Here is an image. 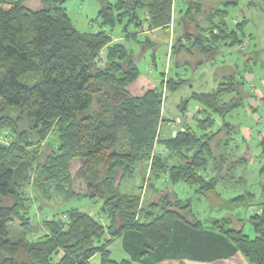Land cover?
Instances as JSON below:
<instances>
[{
    "label": "trees",
    "instance_id": "trees-1",
    "mask_svg": "<svg viewBox=\"0 0 264 264\" xmlns=\"http://www.w3.org/2000/svg\"><path fill=\"white\" fill-rule=\"evenodd\" d=\"M64 2L0 0V134L5 139L0 141V264H91L97 254L100 264H134L128 258L114 259L111 241L135 230L149 253L173 241L177 220L225 235L248 264H264V200L249 218L251 236L232 227L230 218L205 224L194 214L191 200L170 186L186 183L198 193L216 191L250 158L249 145L245 153L236 152L239 142L233 136L241 132V124L228 120L245 110L252 96L247 70L218 67L216 88L193 90L177 103L185 124L161 135L164 88L174 93L192 84L180 74L163 73L159 85L133 94L130 85L141 76L139 52L114 40L113 33L121 26L126 37L137 39L145 20L148 29L169 30L176 0H99L102 27L88 32L75 26ZM218 4L186 0L175 19L172 55L185 53L187 63L193 54L210 61L221 44H241L245 21L230 27L229 10ZM137 42L146 49L155 47L149 38ZM191 100L199 104L192 114ZM222 132L224 140L213 145ZM231 142L236 146L229 160ZM259 145L264 157V135ZM75 161L86 182L84 192L75 189ZM139 172V187L125 191L124 183ZM145 183L152 195L144 198ZM31 187L48 201L53 193L62 196L60 211L43 220L44 231L36 237H28L37 216ZM77 197L100 202L101 212L63 209ZM255 200L252 191L231 199L247 207ZM11 223L24 231L16 241L9 234ZM21 245L29 262L17 259Z\"/></svg>",
    "mask_w": 264,
    "mask_h": 264
},
{
    "label": "rangeland",
    "instance_id": "rangeland-1",
    "mask_svg": "<svg viewBox=\"0 0 264 264\" xmlns=\"http://www.w3.org/2000/svg\"><path fill=\"white\" fill-rule=\"evenodd\" d=\"M64 5L66 6L75 26L83 31H97L102 26V19L99 17L100 3L99 0H65ZM178 16V15H177ZM121 26L116 28L117 32L113 33L114 38H120L126 42L129 46L135 49V52H139L140 58L138 59V66L141 71L139 79L133 82L130 85L131 91L142 93L145 89H149L156 85H159L163 79L162 74L165 73V76L180 74L181 76L187 78L192 85H186L177 92H171L164 88L165 91V100L163 107V114L166 118L165 122L162 124L161 135H168L172 130H177L185 124L184 118L178 113L176 109L177 103H179L183 98L190 95L193 90L196 91H211L217 86L218 79L216 77V71L218 67L226 66L232 60L231 56L225 52L218 53L215 55L213 60L210 62L205 61V57L190 56L186 54L187 57L190 56V63H187V58L183 56L185 53H179L172 55L170 48L172 42L169 43H159L158 45L153 43L155 47L145 48L144 45L140 46V43L137 40H145L146 38L142 35H138V38H128L125 36V33L120 32ZM142 26L140 29H144ZM139 29V30H140ZM131 32L134 31V27L130 28ZM250 30V28H249ZM170 33H167L166 37H170ZM174 35V34H173ZM172 35V41L174 42ZM163 33L159 32L156 34L157 40H163ZM150 46V45H149ZM236 47V46H235ZM238 50L232 51V55H239ZM104 58V53L101 54ZM192 57V58H191ZM197 60L205 61L203 65L195 64ZM209 63H213L215 69L208 67ZM202 66V67H201ZM206 66V67H205ZM196 67V68H195ZM198 67V68H197ZM264 72V70H261ZM256 82V80H254ZM254 82V85H255ZM261 86V82H258ZM254 85L249 84L247 88L254 89ZM256 93V90H252ZM229 99V96L226 98ZM259 101H252L254 104ZM198 103L194 100H191L189 105V112L195 113L198 108ZM96 105H94V109ZM93 109V108H92ZM261 117L260 118H250L246 115L243 109L235 112L233 116H229L228 120L233 123L241 124V132L236 133L233 137L234 141H238L237 153L243 154L247 151L248 145L250 146V158L242 165H239L235 170L233 176L230 177L227 183H220L217 190L208 193H198L195 186H190L186 183H179L176 185H170L175 192L184 199H190L192 203V210L194 214L205 222V224H210L211 221L221 218H230L232 220V227L243 228L244 231L254 236V230L250 223V216L256 211L259 207L258 203L264 200L263 190H264V157L261 155V147L259 142L262 135H264V103L261 107ZM250 110V108H249ZM90 112V111H89ZM178 118L180 120L178 121ZM255 119L257 121H255ZM192 123V119H190ZM187 123V121H186ZM243 130L246 134L243 137ZM262 134V135H261ZM223 132L219 134L214 140L213 145H215L219 140H224ZM245 138V139H244ZM7 139V138H6ZM4 137L0 134V141H4ZM236 146L235 143L231 142L227 152L229 153V160L233 158L234 149ZM220 151H216L219 154ZM236 154V153H235ZM247 157V156H246ZM246 159V158H245ZM227 165L222 166L220 174H224ZM79 162L75 161L72 165V174L75 178V189L79 192H84L86 190V182L84 179L79 177ZM214 174V173H211ZM238 179V181H237ZM133 187H139L140 185V172L133 177L132 179ZM237 183H235L236 181ZM147 189H144V198L150 197L152 192L148 190V185L145 183ZM166 190H169V186H165ZM252 191L256 193V200L249 207L245 205H237L232 203L231 199L239 194ZM29 192L32 195L34 200L33 210H37V216L35 223L33 224V230L28 234V237H36L37 234H41L44 231L43 220L47 217L53 216L57 211H60L58 208V203L62 201V196L58 193H53L52 200L48 201L46 197H43L41 193L36 192L32 187L29 188ZM4 203H11L12 200L8 198H3ZM39 202V203H38ZM58 202V203H57ZM44 204L45 208L39 209L38 204ZM101 203L90 198H73L68 201L67 206L63 209L70 207H77L80 210L89 212L93 215H97L101 212ZM105 221V220H103ZM178 223L183 222L182 220H177ZM9 234L12 240L16 241L24 236V231L22 227H19L13 223L9 225ZM224 239H226L231 246L235 245L222 234ZM225 242V245H222L218 239L216 240V246H230L228 242ZM123 242V236L111 241L110 246L116 247L121 246ZM17 259L20 261L29 262L28 255L21 245L19 252L17 253ZM91 264H100V255L97 254L91 261Z\"/></svg>",
    "mask_w": 264,
    "mask_h": 264
},
{
    "label": "crops",
    "instance_id": "crops-1",
    "mask_svg": "<svg viewBox=\"0 0 264 264\" xmlns=\"http://www.w3.org/2000/svg\"><path fill=\"white\" fill-rule=\"evenodd\" d=\"M214 1L215 4H218L219 0ZM232 2L234 4H231L232 6L230 5L229 7L224 4L225 2H221L220 5H217V8L221 7L229 10L227 21L232 28L244 20L245 34L242 36L243 40L240 45L232 47L223 43L219 46L218 53L225 52L229 54L232 60L229 63L230 65L238 66L242 72L244 69L247 70L245 73L247 85H254V80H256L254 85L256 93L252 92L254 89L249 87L252 96L248 98L244 111L248 117L258 119L261 117V107L264 103V72H261V70H264V0H232ZM185 3L186 0H176L173 12L174 21L169 30L162 28L148 29L146 26L148 22L145 20L142 24L145 28L140 29L138 35L149 38L157 45L159 43H173L172 35L177 31L175 30V19ZM159 32L164 35V39L161 41L156 39V34ZM167 33L172 35L166 37ZM114 40H120V38H114ZM234 50H238L239 55H232V51ZM209 64L208 67L215 69L213 63ZM258 82H261V86ZM146 90L142 93H135L132 90V93L141 95ZM253 100L263 101L254 104L252 102ZM255 121L257 120L255 119ZM242 133L244 137L246 132L243 130ZM141 179L142 176H140ZM123 189L125 191H132L134 189L132 180H127L123 185ZM122 236L123 242L121 246H109L112 251V256L116 260L128 258L134 264H248L244 256L237 249L235 250L234 246H231L232 244L224 239L222 234L207 228L196 229L184 222H175L173 241L170 244L159 245L154 251L149 253H144V237L141 233L135 230H128ZM217 239L222 245H225L227 241L230 246H216Z\"/></svg>",
    "mask_w": 264,
    "mask_h": 264
},
{
    "label": "built area",
    "instance_id": "built-area-1",
    "mask_svg": "<svg viewBox=\"0 0 264 264\" xmlns=\"http://www.w3.org/2000/svg\"><path fill=\"white\" fill-rule=\"evenodd\" d=\"M174 4H175V0H174ZM180 120V118H178V121Z\"/></svg>",
    "mask_w": 264,
    "mask_h": 264
}]
</instances>
